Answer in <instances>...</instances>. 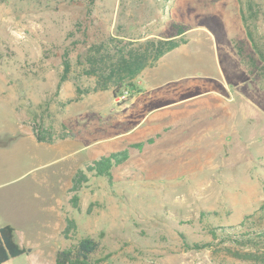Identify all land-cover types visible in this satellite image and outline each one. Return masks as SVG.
<instances>
[{
  "label": "rangeland",
  "instance_id": "1",
  "mask_svg": "<svg viewBox=\"0 0 264 264\" xmlns=\"http://www.w3.org/2000/svg\"><path fill=\"white\" fill-rule=\"evenodd\" d=\"M247 1H96V18L117 35L143 41L183 30L187 51L172 53L180 61L162 74L181 88L166 99L167 117L149 121L145 134L136 126L138 104L129 106L137 88L121 102L94 90L76 55L60 83L56 52L73 12L52 0H0V223L32 247L8 264H56L58 250L86 236L101 243L94 262L264 264V242L244 245L231 235L264 202V87L240 55L253 53L242 19ZM256 2L264 36V0ZM46 108L54 141L44 149L24 134L35 135L33 112ZM149 138L111 177L91 176L73 207L68 190L79 168ZM66 216L77 223L72 239L62 233ZM186 241L209 246L189 249Z\"/></svg>",
  "mask_w": 264,
  "mask_h": 264
},
{
  "label": "trees",
  "instance_id": "2",
  "mask_svg": "<svg viewBox=\"0 0 264 264\" xmlns=\"http://www.w3.org/2000/svg\"><path fill=\"white\" fill-rule=\"evenodd\" d=\"M57 7L68 9L73 12L74 20L66 38L59 46L56 55H59L63 72L60 83L70 79L72 71V55H76V64L80 68V76L95 79L96 91L111 90L114 98H117L124 90L129 91V97L134 93L136 80L148 67L153 66L168 52L185 43L180 40L179 35L170 38H148L146 40L134 39L132 37L120 36L112 32L111 26L105 25L97 19L94 14V6L97 0H52ZM243 1V0H242ZM242 19L246 27L248 39L252 45L253 53L244 55L240 53L243 63L249 73L258 79L264 87V36L261 27L258 26L259 7L263 13L260 3L248 0L242 2ZM247 7L249 16L244 12ZM253 19L256 22H252ZM260 29V30H259ZM76 80V77L73 78ZM78 87V86H77ZM78 87V93H87ZM41 109V108H39ZM49 109H44L42 114L33 112V125L35 135L40 142H53L52 134L45 127L44 114ZM36 112V113H35ZM154 142V138L146 141L130 144L123 150L102 155L98 159L84 164L75 173L72 186L68 190L69 202L75 209H79V193L82 187L89 182L91 176L111 177L114 168L127 162L134 152H142L146 145ZM66 226L63 235L66 239H72L73 233L77 230L76 220L66 216ZM217 227L210 228V232L216 236ZM237 237V243L255 244L264 242V202L251 214H247L239 224L235 232L231 233ZM247 236V237H246ZM189 249H202L208 247V243L190 244L185 242ZM101 243L91 236H86L72 242L70 245L58 250L56 264H110L105 259L93 260V257L100 251ZM31 247L21 246L16 240L15 228L10 225L0 227V264L8 262L12 258L23 254H30ZM244 257L243 254L240 255Z\"/></svg>",
  "mask_w": 264,
  "mask_h": 264
},
{
  "label": "crops",
  "instance_id": "3",
  "mask_svg": "<svg viewBox=\"0 0 264 264\" xmlns=\"http://www.w3.org/2000/svg\"><path fill=\"white\" fill-rule=\"evenodd\" d=\"M187 48H188L187 43H183L177 48L168 52L163 57H161L155 65L146 68L141 73L140 77L136 80L137 89L141 92L137 95H134L132 102H130V105L129 104L128 105L131 107V106L136 105L135 103L138 104V107L133 108L134 110L133 109L132 110L140 113L141 117L136 118V122H137L136 126L144 129L142 133L147 134L149 132V128L147 127V124L149 127H151L156 123L155 124L156 126L158 125V123H160V121H162L164 118L167 117V112H166L167 105H172V104L171 103L167 104L166 99L173 100L174 95H175V92H173V90L177 87L181 88V85L180 83L177 84L173 80H171L170 82H167L165 79V76H163L162 74L166 66H169L170 70L172 71L174 68H176V65L180 61V60L174 61L177 55L175 57H172V59H170L171 58L170 55H172V53H178V52L183 53L184 51H187L186 50ZM183 59H181L182 62L190 63L188 61H185V58ZM105 91H108V90H105ZM179 100L182 101L181 99ZM149 121L154 122V124L150 125L148 123ZM143 125H146V127L143 128ZM24 135L30 136L31 139L35 141V144H37L38 147L46 149L48 148L47 145L49 146V144L38 141L36 136L33 134L25 133ZM50 147L52 148L53 146L51 145ZM56 202L57 201H55V204L53 205L52 210L54 211L57 208V210L60 211L59 204L58 206H56ZM58 215L60 216V212L58 213ZM59 223L60 222L58 220V225ZM48 224H50V221H48ZM4 225H7V224L0 223V227ZM15 234H16V229H15ZM4 264H8V263L5 262Z\"/></svg>",
  "mask_w": 264,
  "mask_h": 264
},
{
  "label": "built area",
  "instance_id": "4",
  "mask_svg": "<svg viewBox=\"0 0 264 264\" xmlns=\"http://www.w3.org/2000/svg\"><path fill=\"white\" fill-rule=\"evenodd\" d=\"M129 97V91L128 90H124L123 93H121L116 99L117 101L121 102L126 100Z\"/></svg>",
  "mask_w": 264,
  "mask_h": 264
}]
</instances>
